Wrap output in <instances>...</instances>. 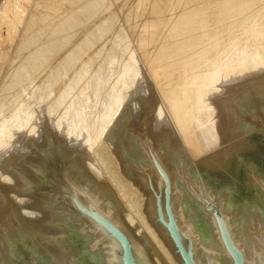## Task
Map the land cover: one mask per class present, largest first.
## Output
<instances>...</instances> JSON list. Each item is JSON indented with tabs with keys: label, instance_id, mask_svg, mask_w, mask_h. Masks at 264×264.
I'll return each instance as SVG.
<instances>
[{
	"label": "rangeland",
	"instance_id": "374dc122",
	"mask_svg": "<svg viewBox=\"0 0 264 264\" xmlns=\"http://www.w3.org/2000/svg\"><path fill=\"white\" fill-rule=\"evenodd\" d=\"M263 67L264 0H0V221L6 220L5 223L2 222L3 225L0 223V234L3 230L11 231L9 227L4 228V224H13L17 217L19 222H24L27 218L28 224L34 218L35 221L39 220L40 213L34 200L41 191L61 196L64 194L62 197L70 202L71 193L66 188L69 183L74 182L71 173L69 176L68 173L65 174L66 165L60 159L64 156L57 153L61 146L60 149L65 148L69 155L76 153L77 158L88 154L89 160L85 159L87 167L84 168H93L95 172L100 169L117 208L122 207L125 214L131 215L133 225H143L146 230L144 232L148 235L143 231L141 233H144L153 249L155 248L154 255L162 256H154L153 263L181 264L179 257L173 254L166 234L153 223L155 211L152 210V203L155 197L152 188L148 186L150 176L153 177V188L164 196V182L158 183L162 178L150 165L153 151L159 153L163 163L167 165L165 157L161 156V149L159 150L160 142L156 143L153 138L156 139L160 134L159 139L166 140L173 131L176 133L175 138L171 135L167 140L171 142L173 139L176 142L178 137L181 144L187 143L184 141L185 133L190 134L189 131L201 125L197 129L206 130L207 138L213 141L209 142L207 139L206 142L214 149L207 148V151L196 154L190 152L193 159H190L192 165L189 168H192L193 175L197 178L216 171L215 167H220L221 161L222 165L225 164V157L214 161L213 156L220 153V156L229 155L233 152L234 145L239 146L250 137L247 131L250 130V134H254L256 139L260 137L264 140V94H261L264 93L261 88L264 87V77H261L264 76ZM247 71L254 75H244ZM240 76L241 79L248 78L247 81L238 79ZM255 77L262 81L261 83L256 79L258 84L255 82L261 89L253 84ZM249 81L252 83L248 84ZM235 83H238V87ZM226 87L230 89L227 90ZM231 87L237 90H232ZM227 91L232 92L230 94ZM218 98L221 99V104H217ZM245 102L249 104L246 105ZM219 105L222 107L218 108ZM231 111L233 119L237 117L236 121L232 117L230 119ZM222 113H229V118ZM252 114L256 120L251 117ZM126 118L130 119L127 121ZM191 118L195 119L191 120L194 124H191ZM198 121L205 122L200 124ZM127 122L129 126L132 124L131 131ZM145 122L151 133L146 130ZM215 122L221 127H217ZM238 123L240 126H237ZM222 124L227 127L223 129ZM152 125L157 130L155 133L150 128ZM188 125L194 127L190 129ZM211 125L217 127V135L213 136L215 138H211L208 133L209 130L211 132ZM248 126L251 128L244 130ZM230 127L233 130L237 128L234 131L239 133L231 132ZM126 130L128 135L125 134ZM184 130L188 132L184 133ZM222 131L228 137L225 138L227 141L223 140L225 135ZM112 132L114 135H110ZM124 134L137 139L136 144L139 143L142 156L147 160L146 164H141L145 166L144 169L137 170L136 164L133 166L136 161L129 154L127 156V152L118 151L117 145ZM155 135L157 136L154 137ZM118 137L120 138L115 141ZM234 142L236 144H232ZM149 145L153 146V151ZM193 146H189L191 151ZM45 151L52 153L47 162H39V157ZM72 156L76 157L75 154ZM196 156L198 157L195 158ZM210 158L211 163L214 161L213 164L208 163ZM234 158L241 163L237 155ZM37 166L40 170L36 171ZM166 167L169 168L168 165ZM223 167H220L222 172ZM239 170L241 177L248 173L242 167ZM87 174L89 175L88 172L85 175ZM36 175L41 181L49 179L51 185L44 188L38 185L41 183L32 182L30 178H36ZM20 176L24 178L22 182H26L24 187L22 185L23 188L20 186ZM218 179L213 177L212 184L219 189L222 185ZM197 180L204 187L208 186L204 179ZM82 186L85 187V184ZM25 187L32 189L21 190ZM236 188L238 194L242 195L241 198H245L251 191L241 183ZM13 191L20 194L19 197L16 193L20 200L15 199L16 196L11 197ZM12 199L13 201H9ZM20 201L26 203L27 207L23 208L25 205H20ZM188 203V213L203 216L199 220V230L211 237V222L191 192H188ZM70 205L73 206L72 203ZM27 208L33 216L27 213ZM208 209L214 215L216 213L221 216L215 203H210ZM14 212L17 215L22 212V216L27 213L29 217H16ZM11 216L14 218L8 221ZM142 225L139 228L143 230ZM185 241L191 245L189 239ZM15 254L16 264L35 262L28 245L22 240L16 246ZM119 254L122 255V252L119 251ZM224 264L229 263L227 261Z\"/></svg>",
	"mask_w": 264,
	"mask_h": 264
},
{
	"label": "bare ground",
	"instance_id": "6f19581e",
	"mask_svg": "<svg viewBox=\"0 0 264 264\" xmlns=\"http://www.w3.org/2000/svg\"><path fill=\"white\" fill-rule=\"evenodd\" d=\"M255 71H256V69H255ZM246 73L251 74L250 71H247L243 74L245 75ZM252 74H253V72H252ZM244 75H242V76L244 77ZM258 77H260V76H258ZM261 77H264V76L261 75ZM238 79H241V76ZM244 79L245 78H242L241 81ZM247 79H245V81H247ZM256 79H257V77H255V79L252 80V81H254L253 84H255V85H256L257 80H258V79L257 80ZM232 80H234V79H232ZM259 80H260V78H259ZM241 81H239V83ZM245 81H243V82L245 83ZM252 81H249L248 84H251ZM260 82L262 83L261 80H260ZM235 84L238 87V85H237L238 83H235ZM260 85L261 84H259V86ZM229 86H231V85L229 84ZM239 86H240V84H239ZM235 87H231L232 90H233V88L234 89L237 88V87L236 88ZM249 87H251V86H249ZM261 88L264 89V87H261ZM261 88L258 87L257 89H261ZM228 89H230V88L228 87L227 90ZM254 89H256V88H254ZM224 90L226 91L225 88H224ZM224 90L222 89L223 92H224ZM230 92H232V91H229L228 93H230ZM261 94H264V93H261ZM222 95H224V93L221 94V96ZM225 95H227V94L225 93ZM217 96L219 97V95H217ZM234 96H235V94H234ZM214 97L216 98V96H214ZM243 98H240V99H243ZM223 99H224V96H223L222 100ZM226 99H228V98L226 97ZM236 99L238 102V98H236ZM245 99H246V97H245ZM219 100H221V99L218 98L216 100V102L218 101L217 104H219V103L221 104V102H219ZM263 100H264V98H263ZM230 101H231V99H230ZM239 102H241V101H239ZM248 102H249V100H248ZM252 102H253V100H252ZM245 104L247 105L249 103L245 102ZM255 105H257V104H255ZM221 107H222V105L218 108H221ZM243 109H245V108H243ZM218 110L219 109H217V111ZM228 111H230V110H228ZM228 111H225V112H228ZM232 111H231V114H232ZM211 113H213V112L211 111ZM246 113H248V112H246ZM176 114H178V113L176 112ZM217 114L219 115L220 112L218 111ZM224 114H226V113H224ZM207 115H208V113H207ZM207 115H206V117H207ZM210 115H213V114H210ZM227 115H224V117L229 116V115L228 116ZM185 116H183V117H185ZM214 116H215V114H214ZM252 116H253V114L251 115V117ZM258 116H260V115H258ZM129 117H130V115H129ZM131 117H133V116H131ZM224 117H222V119ZM231 117L233 119V114H232V116L230 115V119H231ZM195 118L197 119V117H195ZM220 118H221V115H220ZM126 119H124V120H126ZM129 119H127V121ZM203 119H205V121H206L205 117ZM236 119H237V117H236ZM236 119L235 120L233 119V120L236 121ZM254 119H255V117H254ZM189 120L191 122L192 118ZM194 120H192V121H194ZM209 120H211V118ZM212 120H214V119H212ZM218 120H220V119H218ZM151 121H153V119ZM205 121H202V123ZM220 121H222V120H220ZM227 121L228 120H226V122ZM120 122L125 123V121L124 122L120 121ZM154 122H155V120H154ZM157 122H160V121L157 119ZM210 122H207V124ZM230 122H231V120H230ZM128 123L129 122H127V125H128ZM145 123L146 124H144V126L146 125V130L147 129L149 130V126H148L147 122H145ZM150 123L151 122H149V124ZM194 123L195 122H193V123L191 122V124H194ZM198 123H200V122L198 121ZM202 123H200V124H202ZM212 123H213V121H212ZM215 123L217 126L218 125L217 122H215ZM232 123H233V121H232ZM253 123H252V125H253ZM207 124H206V126H207ZM220 124H221V122H220ZM224 124H222L223 129H225L228 126L227 124H225V125H227L225 127ZM229 124H231V123H229ZM130 125L131 126L128 125V127H130L129 129L131 131L132 130L131 129L132 124H130ZM153 125H155V124H153ZM153 125L150 128H152L153 133H155L157 130H154L155 126H153ZM181 125L184 126L183 124H181ZM204 125H205V123L203 124V126ZM235 125H236V122H235ZM238 125L240 126L239 123L237 124V126ZM188 126L190 128L193 125L192 126L188 125ZM199 126H201V125H199ZM199 126H197V127H199ZM203 126H202V128H203ZM213 126H215V125H213ZM213 126L211 125V128H209V129H211V132H210V130L208 131L209 136H211V138L216 137L215 134L217 132V127H218V126L217 127H213ZM121 127L123 128L124 126H121ZM125 127H126V125H125ZM197 127L195 130L192 129L193 131H189V133L191 132L190 134L185 133V132H188V131H185L187 129L184 130V133L186 134V137L184 136L185 137L184 141H186L187 143H185L183 141L184 143L181 144V141H178V139H179L178 137H176V139H177L176 142L173 139H172V141H174V142H172V141L170 142L169 140H167L169 137H171V135L174 137V135L176 133H174L173 131H172V134L170 136H168V138L166 139L167 141L165 139H162V138L159 139L160 134L159 135L157 134L158 137L156 139L153 138L156 143L159 144V142H160L159 150L161 149L160 152L162 151L161 156L165 157V162L168 165V167H169L168 169H170L171 173L167 169V167H166L167 165H165L163 163L161 157L159 156L160 154L159 153L156 154L157 152L154 153V151H153L154 148H152L153 146L149 145L153 151V153L150 157V163L151 164L150 163L149 164L154 167L156 172L159 174V177L162 178V180H160L161 178H159L160 181H158V183L161 181L164 182V186L162 185L163 186L162 189H164V196H161V194L153 188V185L151 182V178L153 179V177H151L149 174H147V176H150L148 178V180L150 182L148 184V186L150 188H152V191H153L154 197H155L154 198L155 201H154V203H152V204H154V209H152V210L155 211L153 223L155 225H157L158 227H160L163 230V232L166 234L168 241L171 245V250L173 251V254L176 255V257H179L180 263L183 264L181 256L179 253H177L176 248H175L174 243H173V240L170 237L169 231L166 229V227L162 224V222L159 219L161 209L164 213L165 218L167 219V214H166V210H165V197H166V191L169 190L168 188H171L170 201L172 204L173 212L175 213V216L177 218V225H178L184 239H189L191 241L192 253L194 255L195 260L199 264H224V262H227V261L229 264H235L234 259L231 256V254H230V252L226 246V240L224 239V235H223V234H225V231H226V234H228V236L230 237V239L234 242L236 247L242 252L247 264H264V140L262 138L260 139V137L256 139L254 134H250L249 129L251 127L250 128H249V126L245 127L244 130H247V129L249 130L247 132L249 133L250 137L247 136L249 138L246 139L245 142L241 143L242 145L240 144L238 146V144H237L236 147L234 145L233 152H230L229 155L226 154L227 156L226 155L220 156V154H221L220 152H219L220 154L216 155V157H214L215 156L214 155L213 158L210 156L211 154L209 155L214 161L215 160L217 161L221 157L222 158L225 157V160H224L225 164L222 165V163H223V161H221L222 159L220 160L222 163L221 162L219 163V165L221 164L220 167L224 166L223 167L224 172L221 171L220 167L213 166V167H215L216 171H212V172H209L207 175H203L204 178L203 177L197 178L195 175H193L192 168L191 169L189 168L192 165L190 163V159H193V158H191L190 152L192 154L193 153L194 154L201 153L202 151L211 147L210 146L211 144L208 143V141L210 139H208L206 136L207 135L206 130L200 131L197 129ZM219 127H221V126H219ZM158 128H159V126H158ZM158 128L156 127V129H158ZM183 128H186V127H183ZM206 128L207 127H205V129ZM129 129H128V132H129ZM160 129H161V127H160ZM199 129H200V127H199ZM220 129H222V128H220ZM231 129L232 128L230 127V130ZM252 129L255 130L254 128H252ZM121 130H123V129H121ZM234 130L236 131L237 128L236 129L234 128ZM234 130L232 129L231 132ZM224 131H222V132L224 133ZM227 131L230 134L229 130H227ZM235 131H234V133H235ZM122 132H124V131H122ZM128 132L126 130L125 134H127ZM149 132L151 133V130H149ZM222 132H218V133H222ZM237 132L235 134H237ZM132 133H133V131H132ZM159 133H160V131H159ZM111 134H113V132L110 133V135ZM125 134H124V138L122 137L120 139L119 145H117L118 143L114 144V145L118 146L117 147L118 151H120V152L125 151V153L127 152L126 153L127 156L130 155L131 158H133L137 163H139V164H137L136 162L133 163V166H134V164H136L135 167L137 168V170L141 169V168L144 169L145 166L143 167L142 165L146 164L147 160H146V158H144L142 156L143 152H142V150L140 151L139 143L136 144L137 139L134 138L135 134L133 133L134 137H131V135L127 136L128 134L127 135H125ZM222 134H220V135H222ZM157 135H155L154 137H156ZM164 135H167V134H164ZM224 135H225V133H224ZM179 136H181V135H179ZM213 136H215V137H213ZM236 136L238 137V135H236ZM236 136L233 135V137H236ZM115 137H117V136H115ZM120 137H121V135H120ZM120 137H118L115 141H117ZM163 137H165V136H163ZM220 138H223V137H219V139ZM225 138H226V135H225L223 140L228 139V137L226 139ZM181 139H183V138H181ZM207 139H208V141L206 142ZM230 140H232V139H230ZM234 140H236V139H234ZM111 141H113L112 138H111ZM115 141H113V142L115 143ZM226 141H224V142H226ZM239 141H240V139H239ZM178 142H180L179 145H178ZM209 142H213V141L210 140ZM218 142H220V140ZM218 142H216V143L214 142V143L217 145ZM221 142H220V144H222ZM60 144L62 145V143H60ZM223 144H225V143H223ZM232 144H236V142H234ZM193 145H195V147ZM189 146L194 147V149H192L193 151H191L189 149ZM229 147H231V146H229ZM58 148H59V151L57 150L58 151L57 153L60 156L61 155L64 156V157L61 156L60 159H62L61 161H63V164L66 165V168H64V170L66 171L65 174L68 173L67 176H69V174L71 173L70 176L72 177V182H74V184L76 186L75 187L74 184L69 183L70 185L68 184V188H66L67 191L70 190L69 193H71V200L72 201L71 200H70V202L66 201V199H64L62 197L64 194H62V196H61V194L57 195L58 193L57 194H55V193L51 194V193H44L43 191H41V192L39 191L40 193L38 194L39 195L38 198H36V196L35 197L33 196L34 198H36V200H34L36 202L35 206L40 213L38 216V219H39L38 221H35V218H34V220L31 219V221L32 220L33 221L29 222V224H28V223H26V219H27L26 218V219H24L25 220L24 222H19L20 220L17 221L16 219L18 218L17 216H19V217L22 216L21 215L22 212L20 214L19 213L20 211H19L18 215L16 212H14V214H16L17 218H15L13 221H15L17 225L14 224L15 222L13 224L11 222L4 224L5 225L4 228L7 227L6 229H8V227H9L11 229V231H7V230L4 231L3 230V233L0 234V264H16L17 263L16 262L17 257L15 254V251H16V246L19 245L20 240L25 242V245H28L29 251L31 252V254L33 256L32 258L35 261V262H33L34 264H122V258H121V255L119 254V251H122V245L113 235H111L109 233V231L107 230L103 221H109V222L111 221L113 224H115V226H117L128 237V239L130 240L131 245H132L133 254H134V256H135V258L139 264H155V263H153L155 260V259H153V257L155 256L154 254L156 253L155 252L156 250L154 251L155 248L153 249L150 242L145 238L144 233H146L147 235H148V233L144 232L146 230L143 227V225L140 224L144 228L143 230L141 228H139L140 225H137V224L133 225V219H131V215L129 213L125 214L122 207L117 208L118 206L115 205L117 203L115 202L113 195H111V192H110L108 185H106L105 181L103 180L104 178L101 175V172H99L100 169H98V171L95 172L93 170V168L91 170L89 168H84L87 164L85 159L89 160L88 154L86 156L88 158H86L85 155L82 156L83 154L80 155V156H82L81 158L79 155H78L79 157L77 158L76 153H74L76 157H73L72 155H74V154H71L72 152L70 153L71 155H69V153H67L68 151L65 148L60 149L61 146ZM223 148H226V147H223ZM210 149H214V148H210ZM82 151H83V149H82ZM246 152H250V153L248 154ZM51 153H52L51 151H47L46 153H44L41 156L42 158L39 157V159L41 160V161L39 160V162H47V158ZM228 153H229V151H228ZM118 155H120V154H118ZM235 155H237L240 158L241 163L239 161L236 162V159L234 158ZM65 156L69 160L67 158H65ZM187 156L189 157L188 159H187ZM125 157L126 156H124V158ZM197 157L198 156H196L195 158H197ZM211 158L209 159L210 161L207 160L208 163L209 162L211 163V160H212ZM65 159H67V160H65ZM200 159H202V158H200ZM125 160L126 159H124V162H125ZM207 161H205V162H207ZM214 161H212L211 164H213ZM132 162H134V161H132ZM204 163H203V165H204ZM88 164H89V162H88ZM93 164H95V163H93ZM36 165H38V164H36ZM41 165H42V163H41ZM129 165H128V167H129ZM206 166H208V165H206ZM210 166H212V165H210ZM90 167H91V165H90ZM92 167H95V166H92ZM96 167H97V165H96ZM241 167L248 171L246 176L241 177V172L239 170ZM35 169H36V171L40 170V167L37 166V168H35ZM94 169H96V168H94ZM127 170L129 171V169H127ZM87 172L89 173V175L87 174L89 177L87 175H85ZM32 173L33 172H31V175H32ZM98 173H100V174H98ZM34 174H36V173H34ZM171 174H172V176H171ZM31 175H30V177H31ZM213 177H216L217 179L220 178L218 180H220V183L222 186L219 187V189L213 186V184H212ZM20 178H22L20 186L22 187V185H23V187H24V183L26 184V182H22L24 180L23 177L20 176ZM241 178H242V180H241ZM197 179H204L203 181H205V183H206V184L205 183L204 184L208 185V186L204 187V185L198 183ZM30 180L32 182H35V183L36 182L41 183V184H38V183L37 184L41 185L44 188L45 187L48 188L51 185L49 179L47 181H44V180L41 181V178L37 175H36V178L33 177V179L30 178ZM154 180H156L155 177H154ZM31 181H30V184H31ZM134 181H135V179H134ZM163 182H162V184H163ZM239 183H241V185L245 184V186H247V188L251 190V191L249 190L250 192L246 196H244L245 198H241L242 195L238 194V191H237L238 189L236 188V186ZM19 184H20V182H19ZM82 184H85V187H83ZM168 184H169V187H168ZM158 185H161V184H158ZM20 186H19V188H21ZM254 186H256V187L258 186V188H255ZM17 188H16V190H17ZM19 188H18V190L20 191ZM29 189H32V188L25 187L24 189H21V190L28 191ZM49 189H51V188H49ZM91 189H92V191H90ZM11 190H12V188H11ZM174 190H175V192H174ZM13 192H15V191H13ZM63 192H64V190H63ZM188 192H191L196 196V198L200 202L201 209H203L204 213L207 214L206 218L208 220H210L209 222H211V224L209 226L210 230H211V237L210 236L208 237L204 232H201L199 230V227H198L199 220L202 219L203 216L200 217V216H196L194 214H190L191 212L190 213L187 212V210H188L187 208H189L188 207V205H189V203H188ZM12 193H11L12 198L14 196H16L17 194H19L17 192H15V194H12ZM26 194L28 195L27 192H26ZM19 197H20V194H19ZM15 199L20 200V198H18V197ZM31 199H32L31 202H33L32 197H31ZM9 201H13V199L9 200ZM15 202L17 203V201H15ZM67 202L70 204L72 203L73 206L68 204ZM18 203H19V201H18ZM159 203H160V205H159ZM210 203H215L219 207V209L221 211V218H217L214 215V213L208 209ZM21 204H23V203L20 201V205ZM25 204H23V205H25ZM14 205H16V204H14ZM17 205H19V204H17ZM149 205H151V204H149ZM22 207L26 208L27 206L25 205V207L24 206H22ZM36 208L34 207L33 209H36ZM15 209H18V208H15ZM15 209H14V211H16ZM19 209H20V207H19ZM11 210H12L11 213L13 214L12 207H11ZM28 210L29 211L26 210L27 213L28 212L30 213L31 212L30 209H28ZM0 211H1V209H0ZM34 212H35V210H34ZM5 213H3V214H5ZM24 213H23V215L27 216V213L26 214H24ZM37 214H38V212H37ZM9 215H7V216L9 217ZM30 215H32V213H30ZM7 216H5V217L7 218ZM26 216H22V217H26ZM27 217H29V216H27ZM12 218H14V217L11 216L10 220L8 218V221H11ZM126 221L129 223L130 226L128 225V223ZM2 222L0 221V223H2ZM5 222H6V220H5ZM5 222H3V223H5ZM27 222H28V220H27ZM3 223H2V225H3ZM2 225L0 226V229H1ZM201 226H202V228H204L203 224ZM1 231H2V229H1ZM141 231H143L144 233H141ZM140 234H142V236H140ZM153 237H154V235H153ZM187 245L188 244H186V246ZM156 248H157V245H156ZM159 252L162 253L160 250H159ZM155 257H157V256H155ZM158 257H162V256H159V254H158ZM162 260H161V262H162ZM165 261L167 262L166 258H165Z\"/></svg>",
	"mask_w": 264,
	"mask_h": 264
},
{
	"label": "water",
	"instance_id": "95a60500",
	"mask_svg": "<svg viewBox=\"0 0 264 264\" xmlns=\"http://www.w3.org/2000/svg\"><path fill=\"white\" fill-rule=\"evenodd\" d=\"M169 187V184H168ZM167 187V188H168ZM169 190L166 191V197H165V210L167 214V219L164 216V213L161 209L160 212V221L162 224L166 227V229L169 231L170 237L173 240L174 246L176 248L177 253L180 254L182 263L183 264H199L192 253V243L191 245L186 246V241L177 225V218L175 216V213L172 209V204L170 201V192L171 188H168ZM160 205V203H159ZM212 209V207L210 208ZM215 216L217 218H221V216L217 215L215 213ZM107 230L111 235H113L122 245V264H139L133 254L132 245L128 237L117 227L115 224H113L111 221H103ZM226 234V231H225ZM223 234L224 239L226 240V246L231 254V256L234 259L235 264H247L244 258V255L242 252L236 247L234 242L230 239L228 234Z\"/></svg>",
	"mask_w": 264,
	"mask_h": 264
}]
</instances>
